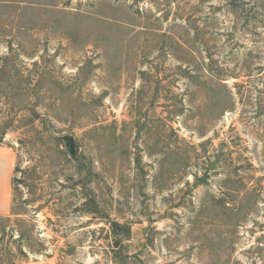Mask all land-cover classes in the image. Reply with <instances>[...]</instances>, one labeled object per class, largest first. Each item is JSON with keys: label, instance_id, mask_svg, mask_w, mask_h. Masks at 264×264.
Returning <instances> with one entry per match:
<instances>
[{"label": "rangeland", "instance_id": "374dc122", "mask_svg": "<svg viewBox=\"0 0 264 264\" xmlns=\"http://www.w3.org/2000/svg\"><path fill=\"white\" fill-rule=\"evenodd\" d=\"M0 147V264H264V0H0Z\"/></svg>", "mask_w": 264, "mask_h": 264}, {"label": "crops", "instance_id": "0c3cea01", "mask_svg": "<svg viewBox=\"0 0 264 264\" xmlns=\"http://www.w3.org/2000/svg\"><path fill=\"white\" fill-rule=\"evenodd\" d=\"M0 153L5 156L6 164L3 174V181L0 182V216L8 214L12 205L13 193V171H14V153L11 150L0 147Z\"/></svg>", "mask_w": 264, "mask_h": 264}, {"label": "water", "instance_id": "95a60500", "mask_svg": "<svg viewBox=\"0 0 264 264\" xmlns=\"http://www.w3.org/2000/svg\"><path fill=\"white\" fill-rule=\"evenodd\" d=\"M69 152H70V153L73 152V148H72V147L69 148Z\"/></svg>", "mask_w": 264, "mask_h": 264}]
</instances>
